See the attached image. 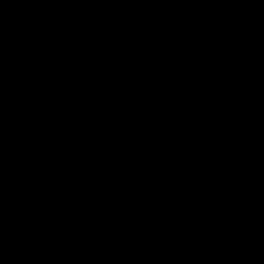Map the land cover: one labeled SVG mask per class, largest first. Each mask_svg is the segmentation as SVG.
I'll return each instance as SVG.
<instances>
[{
    "label": "clouds",
    "instance_id": "1",
    "mask_svg": "<svg viewBox=\"0 0 264 264\" xmlns=\"http://www.w3.org/2000/svg\"><path fill=\"white\" fill-rule=\"evenodd\" d=\"M248 5V0H239V6L241 9L246 8ZM253 18L264 24V6H258L253 12Z\"/></svg>",
    "mask_w": 264,
    "mask_h": 264
}]
</instances>
